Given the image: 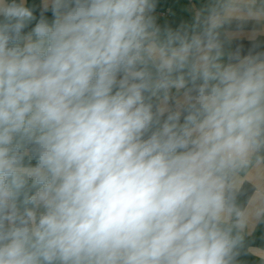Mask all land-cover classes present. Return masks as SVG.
Here are the masks:
<instances>
[{"label": "clouds", "instance_id": "9594fccd", "mask_svg": "<svg viewBox=\"0 0 264 264\" xmlns=\"http://www.w3.org/2000/svg\"><path fill=\"white\" fill-rule=\"evenodd\" d=\"M156 3L44 0L25 34L0 0V264H237L264 224V51L222 62L264 0Z\"/></svg>", "mask_w": 264, "mask_h": 264}, {"label": "trees", "instance_id": "16d2710c", "mask_svg": "<svg viewBox=\"0 0 264 264\" xmlns=\"http://www.w3.org/2000/svg\"><path fill=\"white\" fill-rule=\"evenodd\" d=\"M19 2V0H17ZM34 0H31L29 3L31 4V11L33 12V5ZM209 0H157L156 8L154 13H159L168 9H174L179 7L180 5H186V4H193L196 7V10L191 13L186 14H177L168 20H161L157 19L156 22L161 28L165 27H171L173 29L178 28L181 24L184 23H191L196 12L204 9L206 5L208 4ZM54 17L52 11L49 12L44 19H46L48 22ZM23 33L24 29H23ZM262 44L264 45V40L262 41ZM229 51L224 50V56L222 57V62L225 63L227 57H228ZM35 163V161H33ZM251 248H259L264 249V224H259L251 236L245 237L244 247L240 249V254L236 258L237 264H264V262L255 259L250 252Z\"/></svg>", "mask_w": 264, "mask_h": 264}, {"label": "crops", "instance_id": "0c3cea01", "mask_svg": "<svg viewBox=\"0 0 264 264\" xmlns=\"http://www.w3.org/2000/svg\"><path fill=\"white\" fill-rule=\"evenodd\" d=\"M31 0H23L24 6L29 8L31 10V4L29 3ZM20 2V0H19ZM34 5H33V11H34V17L35 19H33L32 21H30L26 28L24 29L25 34L28 32H31L32 29L35 27L36 23L39 22V20L41 19V14L43 12V4H44V0H34ZM196 10L195 5L193 4H186V5H180L177 8L174 9H168L162 12H167L168 17L167 18H161L158 13H154V15L156 16L157 19H161V20H168L169 18L177 15V14H186V13H191L194 12ZM51 12V8L49 7V10L46 12H43V18L49 13ZM3 18L0 17V20H2ZM54 20V17L49 21V23L51 24ZM254 25L252 23L247 24L244 29H243V33L235 38H233L230 42L225 43L224 46V50H228L229 54L228 57L225 61V64H227L229 62V56L231 55H235L237 52H239L240 56H246L248 55L250 52H252L253 54L255 52H259V51H264V45L262 44V41L264 40V35L258 37L257 41H253L249 38V33L251 32V30L253 29ZM230 30H235V25L232 26V28ZM254 43H259V46L256 48H253V44ZM34 164V163H33ZM246 187H249L246 185ZM249 194H250V189H249ZM246 197H242V201L243 199H245ZM258 226V225H257ZM257 226L255 227V229L247 236H251L254 234ZM256 250H260L259 248H251L250 252L251 255L257 259L260 260V256L257 254Z\"/></svg>", "mask_w": 264, "mask_h": 264}, {"label": "built area", "instance_id": "2783aa9c", "mask_svg": "<svg viewBox=\"0 0 264 264\" xmlns=\"http://www.w3.org/2000/svg\"><path fill=\"white\" fill-rule=\"evenodd\" d=\"M158 15H159L161 18H167V17H168L167 12H159Z\"/></svg>", "mask_w": 264, "mask_h": 264}]
</instances>
